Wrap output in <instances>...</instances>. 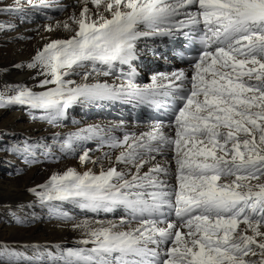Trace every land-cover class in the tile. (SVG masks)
Returning <instances> with one entry per match:
<instances>
[{"label": "snow or ice", "instance_id": "snow-or-ice-1", "mask_svg": "<svg viewBox=\"0 0 264 264\" xmlns=\"http://www.w3.org/2000/svg\"><path fill=\"white\" fill-rule=\"evenodd\" d=\"M50 8L61 6L14 0L0 11ZM69 20L63 27L74 34L51 40L27 65L39 69L38 87L46 90L5 85L0 108L42 110L53 123L76 103L136 99L171 117L122 138L104 139L98 126L54 138L65 155L95 138L118 153H104L105 168L80 147V162L100 164L99 174H54L36 192L40 202L53 212L65 201L94 213L122 208L127 218L77 223L85 247L64 250L53 264H264V0H84ZM177 34L199 44L191 74L154 76L141 86L133 68L118 85L89 82L116 64L131 68L140 38ZM36 147L52 151L40 142L14 150ZM16 255L5 248L0 264Z\"/></svg>", "mask_w": 264, "mask_h": 264}, {"label": "bare ground", "instance_id": "bare-ground-1", "mask_svg": "<svg viewBox=\"0 0 264 264\" xmlns=\"http://www.w3.org/2000/svg\"><path fill=\"white\" fill-rule=\"evenodd\" d=\"M58 0H55L57 2ZM14 5V0H0V7ZM64 4V5H63ZM76 4V6H75ZM61 8L44 9L43 14H47V18L29 25H24L23 38L25 41H14L18 36L13 31L15 18L26 22L38 12H29L27 15L17 12H4V17L0 18L6 25L0 34V85L2 80L8 87L19 85L27 86L35 91H43L38 87L39 80L44 77L38 76L39 69H30L27 67L32 62L33 57L38 50H42L44 45L54 39L70 38L74 33L66 31L63 23L69 20L73 14L79 15L84 7V0H66V3L59 4ZM67 5L68 7H65ZM93 12L95 7L92 4L87 5ZM63 14L58 20L48 23L56 16ZM14 15V16H12ZM43 17V16H42ZM2 23V22H1ZM10 23V24H8ZM59 27H56L57 24ZM17 25V24H16ZM51 25L53 31H46ZM19 26V25H18ZM76 25L72 24V28L76 29ZM11 30V31H10ZM11 32V34L9 33ZM17 32V31H16ZM149 35L140 38L136 42V59L132 61L131 68L129 65L116 64L110 71L109 75H94L89 82H101L108 84H120L128 78L129 73L135 69V82L141 86L152 83L154 76H171L173 72L187 71L191 74V66L185 65L175 57L174 48L180 44L179 40H166L157 35L155 39ZM146 51L156 54L157 60L163 58L168 60L163 65L155 62L154 56L144 62L147 56ZM151 60V61H150ZM156 60V61H157ZM105 67V66H100ZM80 71H83L81 69ZM145 72H149V80H144ZM77 83L81 82V77L75 75L71 77ZM167 83V81H165ZM48 87H54L49 85ZM4 90V86L0 91ZM93 109V110H92ZM77 110L82 111V115L89 114L91 121L82 120L83 118H75ZM101 111H103L101 113ZM166 110L163 107L157 108L148 103H140L136 99H125L116 101H96L91 103H76L70 106L65 114L58 118L55 122L49 123L48 119H42L45 114L42 110H30L27 107L18 105L9 106L0 110V131L4 128H12L20 131L23 137H31L33 139L29 144L40 142L41 145H48L52 151L47 148L36 147L31 154L17 152L12 147H2L0 150V159H8L18 161L21 165L17 170L16 176H10L0 171V213L12 209L8 212L12 217L0 222V254L5 248L9 252L17 255L12 258L13 264H53V258L59 259L61 253L68 248L85 247L80 241L85 237L83 230L75 227L77 223L84 220H113L119 222L122 218H127V211L120 208L114 212L98 213L81 209L75 204L65 202H55L59 205V212L49 210V207L42 204L36 192L41 191L40 186L46 184L54 174H61L67 169H75L79 173L88 171L83 164L80 167L75 162V153L82 148H91L95 159L100 157L103 160L105 152H109L114 157L118 150L113 151L104 145L98 147L100 138L89 141L78 142L77 151L71 155H65L59 150V145L54 138L66 136L69 133L78 132L82 129L98 126L104 130V139L109 136L122 138L126 133H141L148 131L156 120L153 119L154 112L164 114ZM32 120L30 122V115ZM28 118V120H26ZM29 122V123H28ZM149 122V123H148ZM171 131V129H166ZM28 138V137H27ZM170 155V154H169ZM42 157V160L36 165H30L32 157ZM94 158V157H93ZM92 158V159H93ZM158 160L162 159L157 157ZM35 161V160H34ZM86 165V164H85ZM107 160H103V167H109ZM92 167V166H91ZM122 168L123 165H117ZM174 167V166H173ZM101 166L98 169L93 168L91 171L99 174ZM174 183V181H172ZM35 190V191H33ZM19 208V212H23V218L16 217L14 209ZM3 211V212H2ZM72 214L68 218L59 213ZM15 217L14 222L12 218ZM22 221V222H21ZM18 242L17 246L12 243ZM87 247H91L88 245Z\"/></svg>", "mask_w": 264, "mask_h": 264}, {"label": "rangeland", "instance_id": "rangeland-1", "mask_svg": "<svg viewBox=\"0 0 264 264\" xmlns=\"http://www.w3.org/2000/svg\"><path fill=\"white\" fill-rule=\"evenodd\" d=\"M68 1V0H67ZM78 1V3L82 0H76ZM21 3H23V0H21ZM56 3L58 4H62V3H66V0H58ZM8 3H5L3 5H7ZM64 5V4H63ZM76 6V4H75ZM65 7H68L67 5H65ZM4 12H8V11H0V18L4 17ZM31 12V11H29ZM42 12H44V10H42L41 12H38L35 14V16L31 19V21L29 22H26L24 23L25 21L24 20H20L18 18H15L14 20L16 21L15 25H13V31L11 32H14V33H17L18 36L16 38H19V39H15L14 41H25L24 38H23V32H24V25H31L32 23H36L38 21H43L44 19L43 18H47L48 15L47 14H43ZM63 14L61 13L60 15L56 16L54 19H51V21H49L48 23H51V22H54L56 20H58L59 18H61ZM14 16V15H12ZM43 16V17H42ZM58 18V19H57ZM2 22V23H1ZM10 24V23H8ZM17 24V25H16ZM0 25H6L2 20H0ZM19 25V26H18ZM4 30V28H2ZM2 29H0V31H2ZM17 31V32H16ZM11 32H9L11 34ZM1 34V32H0ZM23 35V36H22ZM147 54V56H143L144 57V62H147L148 59H151V57L154 56V58L156 57V54H154L153 52H150V51H146L145 52ZM155 62H157L158 65H163L165 64V62H167L168 60L166 59H163V58H159V60H157V58L154 59ZM157 60V61H156ZM151 61V60H150ZM158 61H160V63H163V64H160ZM149 72H145L144 75H142L144 77V80L148 81L149 80ZM8 81L7 80H2L1 81V85H0V88L2 86H5ZM1 109H6V108H0ZM93 110V109H92ZM103 111H101L102 113ZM31 117L30 118V122H35L34 120H32V114L30 115ZM75 118H83L82 120H86V121H91L92 119L90 118V115L89 114H85V115H82V111L81 110H77L75 115H74ZM26 120H28V118H26ZM29 123V122H28ZM149 123V122H148ZM28 137V138H27ZM26 138L23 137V134L18 131V130H15V129H12V128H4L0 131V150L2 147H16V146H21L23 145L25 142L27 143H30L33 141V139L29 136H27ZM81 154L80 151L76 152L75 153V162L77 164H79V166L81 165L82 166V163L80 162L79 160V155ZM90 156L91 158L95 159V156L94 154L90 153ZM42 157L40 156L39 158L37 157H32V159L28 160L30 161V165H36L38 164L39 162H37L38 160H42L41 159ZM35 160V161H34ZM84 166H86L85 168L88 169V170H92L93 168L95 169H98L99 167V164H96V165H93L91 163H88V164H83ZM80 166V167H81ZM92 166V167H91ZM19 167H21L20 163L18 161H11V160H8V159H0V171H3L4 173L6 174H11L10 176H16L18 175L16 172L17 170L19 169ZM19 176V175H18ZM175 182V181H174ZM19 208H15L13 211H14V214L16 213V217L18 218H23V215L24 213L21 211L19 212L18 210ZM3 212V211H2ZM8 212H12V209H9L8 211H4V213H0V222H3L5 219H10L12 217V213L11 215L9 216L8 215ZM67 214H69L68 212H66ZM72 214H69V216H71ZM12 222H14V219L15 217L12 218ZM14 246H17L19 243L18 242H14L12 243Z\"/></svg>", "mask_w": 264, "mask_h": 264}]
</instances>
